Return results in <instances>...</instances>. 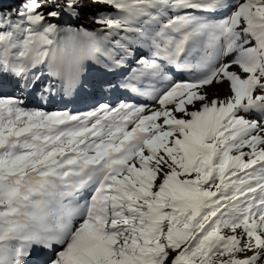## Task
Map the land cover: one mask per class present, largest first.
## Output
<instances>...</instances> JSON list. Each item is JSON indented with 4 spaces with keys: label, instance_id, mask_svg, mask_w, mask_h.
<instances>
[{
    "label": "snow or ice",
    "instance_id": "snow-or-ice-1",
    "mask_svg": "<svg viewBox=\"0 0 264 264\" xmlns=\"http://www.w3.org/2000/svg\"><path fill=\"white\" fill-rule=\"evenodd\" d=\"M92 3L87 30L52 22L81 0H0V84L71 95L147 49L121 87L151 104L0 95V264H264V0Z\"/></svg>",
    "mask_w": 264,
    "mask_h": 264
},
{
    "label": "bare ground",
    "instance_id": "bare-ground-1",
    "mask_svg": "<svg viewBox=\"0 0 264 264\" xmlns=\"http://www.w3.org/2000/svg\"><path fill=\"white\" fill-rule=\"evenodd\" d=\"M73 15L68 14L67 12L62 13L59 20H54L55 23H69L73 19ZM64 21V22H63ZM98 27L94 22L90 24L89 27H84L83 29L94 30ZM141 55L147 57L149 55L147 49H141L136 51L135 57L126 59L125 65L122 67H115L109 64L105 67L104 62L101 61L97 63L93 59H86L84 61V70H83V79L87 82L86 87L79 88L75 90L71 95H63L59 92H53L52 94H45L47 99L41 100L39 96L35 94V90H30L29 92H23L21 89L16 87V81L11 77H5L3 79L0 87L4 86L2 89L3 93L0 95H21L24 96L27 100L29 107H42L45 110H69L70 106L73 108L70 109L73 112H83L88 111L92 107H95L100 104V102H94L93 98L88 96L89 92L103 94L104 96L110 97H127L128 95L124 92L125 88L121 87V84L129 76L131 69L136 66L135 60L138 59ZM41 69L46 73L47 66L42 65ZM166 71L169 75H172L175 79H188L190 73L178 71L174 67L166 68ZM227 85L218 86L214 90H218L220 95H224V89ZM6 89V92L5 90ZM131 92V91H130ZM132 93V92H131ZM106 98V97H105ZM69 100V101H68ZM132 103H148L151 104V101L147 100L144 97H140L134 93L130 98ZM116 105V104H113ZM30 264H34L35 261L43 259V256L34 253Z\"/></svg>",
    "mask_w": 264,
    "mask_h": 264
},
{
    "label": "rangeland",
    "instance_id": "rangeland-1",
    "mask_svg": "<svg viewBox=\"0 0 264 264\" xmlns=\"http://www.w3.org/2000/svg\"><path fill=\"white\" fill-rule=\"evenodd\" d=\"M19 0H4L6 7H15ZM107 6L92 3V0H81V7L77 10L78 14L71 17L72 22L59 23L61 26H72L77 28L89 27L94 22V17L98 15L101 10L106 9ZM55 23V21H52ZM97 28V27H96ZM35 255V254H34Z\"/></svg>",
    "mask_w": 264,
    "mask_h": 264
}]
</instances>
